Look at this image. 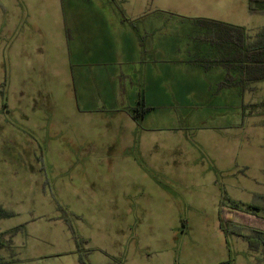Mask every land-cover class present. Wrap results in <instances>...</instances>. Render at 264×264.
I'll use <instances>...</instances> for the list:
<instances>
[{
    "label": "rangeland",
    "instance_id": "1",
    "mask_svg": "<svg viewBox=\"0 0 264 264\" xmlns=\"http://www.w3.org/2000/svg\"><path fill=\"white\" fill-rule=\"evenodd\" d=\"M126 1L134 6L137 0ZM22 2L28 9L48 15L55 11L54 0ZM2 3L5 0H0V10L4 11L0 18V50H4L0 83L4 81L5 88L0 89V98L6 110L0 112V131L3 129L6 141L14 140V146L5 144V161L0 165L5 175L15 176V181L5 186L0 182V204L12 215L0 228L24 229L13 240L19 245L14 249L18 260L33 258L31 264H123L126 257L132 264H264L261 250H250L241 238L224 234L218 219L219 207H229L234 200L264 207V131L252 125L247 129L245 125L243 131L237 124L242 112L247 114L252 104L264 102L262 87L251 90L252 83L243 82L241 99L228 95L220 106L196 103L189 121L172 120V140L174 144L178 138L181 142L174 151L166 148L158 156L165 162H176L175 175L169 184L163 180L162 186H148L145 201H121L117 188L107 189L112 193L108 198L115 200L107 196L101 201L78 200L74 190L98 192L104 187L97 180L92 187V181L85 185L75 177L79 169L71 165L75 154L58 152L65 151L62 146L70 137L57 136L44 143V101L49 94L59 109L63 95L61 90L49 92L51 83L40 71L36 74L29 69L26 54L20 55L16 67L9 47L13 50L16 44L12 29L17 22L11 16L12 8ZM244 3L177 0L174 4L196 7L194 14L205 12L210 20L220 21V16L226 15L239 27L264 24V15L259 12L264 4H257L258 11L248 13ZM30 10L26 12L29 16L33 14ZM188 25L200 34L191 22ZM182 27L180 35H189ZM255 46L264 50V38ZM167 133L166 129L161 131L159 139L167 140ZM129 205L132 209L128 211ZM38 225L47 229H35ZM29 232L36 240L30 239ZM77 239L85 243L77 246ZM74 244L77 262L67 253Z\"/></svg>",
    "mask_w": 264,
    "mask_h": 264
},
{
    "label": "crops",
    "instance_id": "2",
    "mask_svg": "<svg viewBox=\"0 0 264 264\" xmlns=\"http://www.w3.org/2000/svg\"><path fill=\"white\" fill-rule=\"evenodd\" d=\"M22 1L2 3L12 8L11 16L17 22L12 29L16 44L13 50L9 47L13 61L19 67L20 55L26 54L29 69L36 74L40 71L51 83L49 92L61 90L63 95L59 109L47 95L41 137L44 143L57 136L70 137L62 146L65 151L58 152L76 155L71 165L79 168L75 177L85 185L92 181L91 186L95 187L97 180L104 187L98 192L74 190L78 200H106L111 193L107 189L117 188L121 201H145L148 186L157 187L163 180L169 184L175 175L176 162H165L158 156L166 148L174 151L181 142L179 138L175 144L172 140L175 125L172 120L189 121L191 107L196 103L220 106V101H226L228 95L241 99L243 82L252 83L251 90L261 87L264 90V50L259 51L255 46L264 38V24L239 27L226 15L220 16L218 22L242 30L246 41L255 48L250 52V59L244 60V51L227 42L218 51L199 44L195 29L188 23L208 16L205 12L194 14L196 7L177 6L174 4L177 0H137L134 6L126 0H54L52 15L30 10ZM244 1L246 12L251 13L247 0ZM29 10L33 13L31 16L26 13ZM3 15L4 11L0 10V18ZM181 26L183 33L187 29L190 34L180 35ZM217 54L219 61L215 63L213 58ZM3 57L4 50H0L2 72ZM4 88L3 81L0 89ZM3 101L1 97V113L6 110ZM263 104H252L247 114L241 113L237 124L243 131L245 125L246 129L252 125L264 131ZM165 129L167 140H161V131ZM3 133L2 129V162L5 144L14 143V140L6 141ZM30 171L34 170L30 167ZM5 173L0 165V182L4 186L12 185L15 176ZM233 202L255 205L253 201ZM0 209L9 213L2 204ZM130 209L129 205L127 210ZM10 217L0 218V223ZM12 229L19 230L1 238L0 259L6 264H31L33 258L20 261L14 254L19 245L13 240L24 229L21 226L0 228V233ZM35 229L47 228L38 225ZM29 233L30 239L36 240V235ZM75 248L74 244L67 253L77 262ZM125 258L123 264H132Z\"/></svg>",
    "mask_w": 264,
    "mask_h": 264
},
{
    "label": "trees",
    "instance_id": "3",
    "mask_svg": "<svg viewBox=\"0 0 264 264\" xmlns=\"http://www.w3.org/2000/svg\"><path fill=\"white\" fill-rule=\"evenodd\" d=\"M247 3L249 12H256L258 11L256 5L259 3L264 4V0H247ZM259 12L264 13V10H259ZM191 23L200 30V34H196L199 44L211 47L213 51H218L227 42L229 45L238 46L239 49L244 51V60L250 59L252 45L246 41V35L239 28L209 19H193ZM214 57L213 62H218V54L214 55ZM10 216L9 213L0 209V218H8ZM218 219L224 234L242 238L247 242L250 250H261L264 253V207L257 205L244 206L238 202H232L229 207H220ZM18 230L12 229L8 232L0 233V249L3 248L1 238L7 234L13 235ZM245 232L249 234H245ZM76 242L77 246L80 243H85L79 239ZM0 264L6 263L0 259Z\"/></svg>",
    "mask_w": 264,
    "mask_h": 264
}]
</instances>
